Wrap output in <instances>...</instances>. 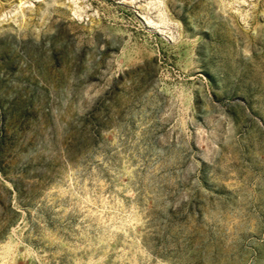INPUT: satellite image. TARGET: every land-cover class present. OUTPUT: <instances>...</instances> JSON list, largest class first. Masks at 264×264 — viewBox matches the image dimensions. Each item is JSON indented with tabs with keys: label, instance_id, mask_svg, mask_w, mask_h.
Returning a JSON list of instances; mask_svg holds the SVG:
<instances>
[{
	"label": "rangeland",
	"instance_id": "rangeland-1",
	"mask_svg": "<svg viewBox=\"0 0 264 264\" xmlns=\"http://www.w3.org/2000/svg\"><path fill=\"white\" fill-rule=\"evenodd\" d=\"M0 264H264V0H0Z\"/></svg>",
	"mask_w": 264,
	"mask_h": 264
}]
</instances>
